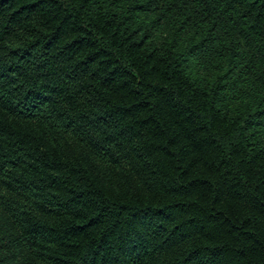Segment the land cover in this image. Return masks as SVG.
I'll use <instances>...</instances> for the list:
<instances>
[{"label":"trees","instance_id":"obj_1","mask_svg":"<svg viewBox=\"0 0 264 264\" xmlns=\"http://www.w3.org/2000/svg\"><path fill=\"white\" fill-rule=\"evenodd\" d=\"M0 264H264V0H0Z\"/></svg>","mask_w":264,"mask_h":264}]
</instances>
